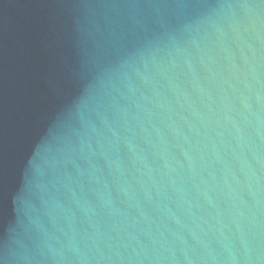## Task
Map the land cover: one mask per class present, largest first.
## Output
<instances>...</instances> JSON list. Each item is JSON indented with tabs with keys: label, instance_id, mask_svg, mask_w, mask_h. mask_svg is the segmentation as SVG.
Segmentation results:
<instances>
[{
	"label": "water",
	"instance_id": "95a60500",
	"mask_svg": "<svg viewBox=\"0 0 264 264\" xmlns=\"http://www.w3.org/2000/svg\"><path fill=\"white\" fill-rule=\"evenodd\" d=\"M0 264H264V0H0Z\"/></svg>",
	"mask_w": 264,
	"mask_h": 264
}]
</instances>
